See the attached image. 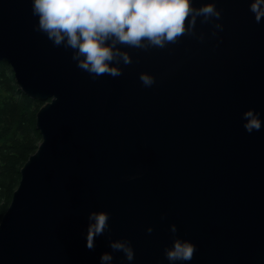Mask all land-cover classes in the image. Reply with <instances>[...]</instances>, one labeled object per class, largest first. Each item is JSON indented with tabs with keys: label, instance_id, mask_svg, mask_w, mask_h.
Wrapping results in <instances>:
<instances>
[{
	"label": "water",
	"instance_id": "water-1",
	"mask_svg": "<svg viewBox=\"0 0 264 264\" xmlns=\"http://www.w3.org/2000/svg\"><path fill=\"white\" fill-rule=\"evenodd\" d=\"M214 2L216 36L197 18L203 42L119 46L132 63L93 80L71 49L34 31L32 0H0V62L45 102L42 142L0 221V264H100L105 252L112 264H169L173 224L176 238L196 246L176 264H264V18L254 21L252 0ZM249 109L262 122L251 134L241 118ZM101 211L109 231L90 251L88 215ZM123 239L131 262L109 247Z\"/></svg>",
	"mask_w": 264,
	"mask_h": 264
},
{
	"label": "clouds",
	"instance_id": "clouds-1",
	"mask_svg": "<svg viewBox=\"0 0 264 264\" xmlns=\"http://www.w3.org/2000/svg\"><path fill=\"white\" fill-rule=\"evenodd\" d=\"M249 11L259 24L264 18V0H252ZM32 15L38 17L34 31L45 34L54 46L71 49V59L93 80L105 74L119 77L123 71L118 65L132 63L128 52L119 46L143 51L163 49L168 44H177L185 35L203 42L204 34L197 35L195 31L197 18L201 24L212 25L213 37L217 31H223V25L216 22L221 19V11L214 0L200 7H194L193 0H32ZM139 79L146 88L155 83L154 77L146 73H141ZM241 118L246 121L243 128L247 133L260 131L259 113L249 109ZM109 218L103 211L89 213L88 250L95 249L96 237L109 231ZM146 231L151 234L153 229L149 227ZM169 231L173 235L172 246L164 249L169 264L192 260L196 246L176 238L174 224ZM109 247L113 252H122L127 261L134 260V250L127 239L110 241ZM112 261L113 255L108 252L100 256V264Z\"/></svg>",
	"mask_w": 264,
	"mask_h": 264
},
{
	"label": "trees",
	"instance_id": "trees-1",
	"mask_svg": "<svg viewBox=\"0 0 264 264\" xmlns=\"http://www.w3.org/2000/svg\"><path fill=\"white\" fill-rule=\"evenodd\" d=\"M11 65L0 62V221L21 180L20 170L42 142L37 111L45 102L29 97Z\"/></svg>",
	"mask_w": 264,
	"mask_h": 264
}]
</instances>
